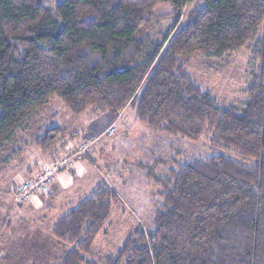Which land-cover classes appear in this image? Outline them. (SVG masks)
Returning a JSON list of instances; mask_svg holds the SVG:
<instances>
[{
    "label": "trees",
    "instance_id": "obj_1",
    "mask_svg": "<svg viewBox=\"0 0 264 264\" xmlns=\"http://www.w3.org/2000/svg\"><path fill=\"white\" fill-rule=\"evenodd\" d=\"M160 3L177 18L194 7L170 37L138 39ZM257 36L261 64L247 100L222 110L180 58L221 59ZM53 97L76 116L132 106L160 135L205 139L250 163L217 155L156 178L161 203L151 229L105 259L94 256L93 244L118 197L96 189L53 227V238L71 247L60 264H264V0H60L54 9L0 0V150ZM58 134L47 130L38 147L50 151Z\"/></svg>",
    "mask_w": 264,
    "mask_h": 264
},
{
    "label": "rangeland",
    "instance_id": "obj_2",
    "mask_svg": "<svg viewBox=\"0 0 264 264\" xmlns=\"http://www.w3.org/2000/svg\"><path fill=\"white\" fill-rule=\"evenodd\" d=\"M40 1L54 9L60 0ZM193 7V3L185 6L177 18L169 4H158L136 37L161 41L183 26ZM258 38L221 59L198 53L181 57L183 71L202 91L210 93L222 110L241 107L261 64L254 53ZM51 128L59 130L58 137L50 151H43L36 142ZM217 155L250 165L205 139L193 143L160 135L139 122L132 106L115 114L89 109L76 116L58 97L51 98L0 150V264H60L71 247L53 238L54 225L101 187L113 190L118 203L96 237L93 253L100 259L115 256L132 234L151 229L161 203L162 188L156 178H165L178 166ZM62 163L66 164L59 171L65 175L63 188L52 184L47 194L21 199L18 188L23 182L42 168ZM72 164H81L83 174L76 178ZM59 172L54 173V179Z\"/></svg>",
    "mask_w": 264,
    "mask_h": 264
},
{
    "label": "built area",
    "instance_id": "obj_3",
    "mask_svg": "<svg viewBox=\"0 0 264 264\" xmlns=\"http://www.w3.org/2000/svg\"><path fill=\"white\" fill-rule=\"evenodd\" d=\"M55 172L56 168H42L38 175L20 185L18 195L22 200L28 201L38 195L47 194L53 184Z\"/></svg>",
    "mask_w": 264,
    "mask_h": 264
},
{
    "label": "crops",
    "instance_id": "obj_4",
    "mask_svg": "<svg viewBox=\"0 0 264 264\" xmlns=\"http://www.w3.org/2000/svg\"><path fill=\"white\" fill-rule=\"evenodd\" d=\"M63 163H64V161H63ZM54 164L52 167H56V174L61 170V169H63V167H64V165H66V164ZM71 167V169H72V171L75 173V175H76V178L78 177V176H80V174H83V172L84 171H81V169H83L82 168V166H81V164L79 165V164H72V166H70ZM56 174H55V179H54V182H53V187L54 188H63L64 187V183H65V175H64V173H62V172H59V177H56ZM37 175V174H36ZM35 175V176H36ZM33 178V177H32Z\"/></svg>",
    "mask_w": 264,
    "mask_h": 264
}]
</instances>
